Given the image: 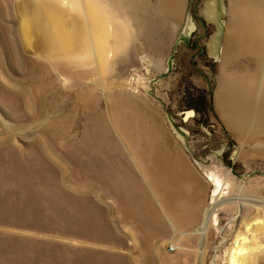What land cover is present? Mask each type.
<instances>
[{"label":"rangeland","instance_id":"374dc122","mask_svg":"<svg viewBox=\"0 0 264 264\" xmlns=\"http://www.w3.org/2000/svg\"><path fill=\"white\" fill-rule=\"evenodd\" d=\"M261 50L264 0H0V264H264Z\"/></svg>","mask_w":264,"mask_h":264},{"label":"bare ground","instance_id":"6f19581e","mask_svg":"<svg viewBox=\"0 0 264 264\" xmlns=\"http://www.w3.org/2000/svg\"><path fill=\"white\" fill-rule=\"evenodd\" d=\"M257 7V9H258V5L256 6ZM259 10V9H258ZM244 14L241 12V14H240V16H243ZM251 15H252V13H251ZM257 15L258 14H256V18H257ZM249 19H250V16H249ZM257 20V19H256ZM249 22H250V24L252 25V27L250 28V29H254L255 27H256V22H255V19L253 18V15H252V18L249 20ZM263 34V33H262ZM250 37H248V38H250V39H252V44H255L257 41H259L258 40V38L259 39H261V37H262V35H261V33L258 31V33L256 32V31H253V32H251V34H248ZM258 52V55L259 54H261V57L263 58V56H264V50H261V51H257ZM261 58V59H262ZM116 116V120H117V118H118V114L117 115H115ZM122 116V115H121ZM122 118V117H121ZM120 118V119H121ZM123 119V118H122ZM121 119V120H122ZM118 121V120H117ZM116 121V122H117ZM124 121V120H123ZM124 123V122H123ZM125 124V123H124ZM116 125H118L117 123H116ZM121 126V125H120ZM128 126V125H127ZM118 127H119V125H118ZM138 127V126H137ZM127 128V127H126ZM155 128V127H154ZM121 129V128H120ZM136 129H138V128H136ZM122 130V129H121ZM126 130V131H125ZM124 131L125 132H127V129H125ZM124 131H123V133H124ZM141 131H142V129H141ZM140 131V132H141ZM151 131V130H150ZM155 131V130H154ZM104 132H106V131H104ZM104 132H103V135H104ZM109 132V131H108ZM122 132V131H121ZM137 133H138V135H139V132L138 131H136ZM144 132V131H143ZM156 133V132H155ZM154 133V135H156ZM142 134V133H141ZM108 135V134H107ZM124 135V134H123ZM111 136V135H110ZM140 136H143V135H140ZM149 137H151V136H149ZM143 138V137H142ZM154 137H152V139H153ZM129 139V138H128ZM137 139V138H136ZM152 139H150L151 141H152ZM130 140V139H129ZM139 140V139H138ZM155 141L157 140V139H154ZM135 141V140H134ZM134 141H132L133 143H134ZM150 141V142H151ZM127 142V141H126ZM146 142V141H145ZM144 142V143H145ZM148 142V141H147ZM153 142V141H152ZM131 143V142H130ZM129 143V144H130ZM133 143H132V145H133ZM155 143V142H154ZM153 143V144H154ZM149 145V144H148ZM147 145V146H148ZM135 146H137V145H135ZM154 146V145H153ZM155 147V146H154ZM148 148V147H147ZM149 148H150V145H149ZM152 149V148H151ZM150 150V149H149ZM147 153H148V151H147ZM152 153V152H151ZM151 153H150V155H151ZM154 153H152V155H153ZM147 156V155H146ZM149 156V155H148ZM163 158H168V155H166V154H163V155H159V157H158V155H156L155 157H153V159L154 160H156V163L157 164H159V163H161L162 161H163ZM147 159V158H146ZM149 159V158H148ZM150 159H151V157H150ZM158 169V168H157ZM161 168H159V170H160ZM212 177V180L214 181V185H215V190H214V193H213V199L211 200V207H209L208 209H207V211L205 212V216H204V220H203V222H202V225L199 227V229H198V231L197 232H199L202 236L205 234V232H206V229H207V224H208V221L210 220V218H212V216H213V210H214V208L218 205V204H220V203H229V202H234V200H226V199H224V200H222V197H223V184H222V182L221 181H219V179H217V178H215L213 175L211 176ZM160 182H161V180H160ZM235 256V255H234Z\"/></svg>","mask_w":264,"mask_h":264},{"label":"water","instance_id":"95a60500","mask_svg":"<svg viewBox=\"0 0 264 264\" xmlns=\"http://www.w3.org/2000/svg\"><path fill=\"white\" fill-rule=\"evenodd\" d=\"M194 29H195V26H194L193 22L191 21V18H189V24H188V27H187V34L186 35L189 36L190 33L192 31H194Z\"/></svg>","mask_w":264,"mask_h":264},{"label":"crops","instance_id":"0c3cea01","mask_svg":"<svg viewBox=\"0 0 264 264\" xmlns=\"http://www.w3.org/2000/svg\"><path fill=\"white\" fill-rule=\"evenodd\" d=\"M175 4H177V3H175ZM180 5V4H179ZM181 6V5H180ZM164 11H165V9H164Z\"/></svg>","mask_w":264,"mask_h":264}]
</instances>
